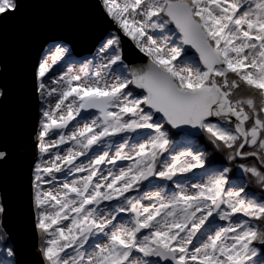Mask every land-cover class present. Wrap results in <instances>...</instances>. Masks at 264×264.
Here are the masks:
<instances>
[{"label":"snow or ice","instance_id":"snow-or-ice-1","mask_svg":"<svg viewBox=\"0 0 264 264\" xmlns=\"http://www.w3.org/2000/svg\"><path fill=\"white\" fill-rule=\"evenodd\" d=\"M97 3L112 27L95 57L54 76L56 43L34 73L40 264H264V0ZM18 8L0 0V22ZM7 212L0 194V264H18Z\"/></svg>","mask_w":264,"mask_h":264},{"label":"water","instance_id":"water-1","mask_svg":"<svg viewBox=\"0 0 264 264\" xmlns=\"http://www.w3.org/2000/svg\"><path fill=\"white\" fill-rule=\"evenodd\" d=\"M111 27L97 0H19L18 10L0 22V86L7 90L0 103V146L8 151L0 162V194L18 264H40L31 206L40 105L35 70L47 44L64 42L77 57H88ZM125 55L130 66L145 62L129 42Z\"/></svg>","mask_w":264,"mask_h":264},{"label":"rangeland","instance_id":"rangeland-1","mask_svg":"<svg viewBox=\"0 0 264 264\" xmlns=\"http://www.w3.org/2000/svg\"><path fill=\"white\" fill-rule=\"evenodd\" d=\"M56 43H61V42H54V43H49V44H47V46L44 48V51H43V53H42V56H41V59H40V61L46 56V55H48V53H49V50L50 49H53L54 50V44H56ZM64 43V42H63ZM70 47V46H69ZM98 47H99V45H98ZM98 47L95 49V51L93 52V54L92 55H90V56H88V57H77L76 55H74L73 54V52H72V49H71V47H70V52H69V54L62 60V61H60L55 67H54V71H53V75L55 76V75H59V74H61L62 72H64V71H66L67 69H68V67H73V69H74V72H78L79 71V62L80 61H83V60H85V59H93L94 57H95V54H96V52H97V49H98ZM94 62H96L95 60H94ZM110 82V81H109ZM53 103H54V100L52 101ZM41 107H42V104H41V102H40V105H39V120H40V109H41ZM82 116H85L86 118H90V117H87V114H83L82 113ZM83 123H84V120L83 119H81L80 117H78L77 118V121H74L70 126H69V128L66 130V131H72L75 127H81L82 125H83ZM38 132H39V122H38ZM171 134L173 135V134H176V131H173V130H171ZM183 133L182 134H180V135H177L178 137L176 138V135L175 136H173L174 137V139L175 140H180V139H182V137H183ZM56 137H55V135H52L51 137H50V139H55ZM65 146H61V148H64ZM203 151V150H202ZM212 152H215V151H213V149H211V151L209 150V151H207L206 152V154H207V158H208V156H209V154L208 153H210V155H211V153ZM37 153H38V155H37V161L38 160H40L41 159V153L39 152V150H38V148H37ZM91 155V154H90ZM216 156V155H215ZM49 157L47 156V155H45V156H43V159H48ZM81 160H83V162L84 163H87V160H84V158H81ZM218 164V163H217ZM213 165H215V164H213ZM64 177H60V179L62 180ZM70 179V178H69ZM190 182H192V183H195L196 182V180L195 179H190ZM145 191H149V190H151V189H149V188H146V189H144Z\"/></svg>","mask_w":264,"mask_h":264},{"label":"trees","instance_id":"trees-1","mask_svg":"<svg viewBox=\"0 0 264 264\" xmlns=\"http://www.w3.org/2000/svg\"><path fill=\"white\" fill-rule=\"evenodd\" d=\"M175 135L176 134H173V136H175ZM177 137L178 136L176 135V138ZM199 147H200L201 150H203L205 152H207L209 150L211 151V149H212V147L208 144L206 138H204V137H201L199 139ZM208 154H209V156H208L207 159H208L210 165L224 162L222 154H220L218 152H212L211 155H210V153H208ZM249 190L253 191V192H257V193L259 192V189L256 187L254 182L249 185Z\"/></svg>","mask_w":264,"mask_h":264}]
</instances>
